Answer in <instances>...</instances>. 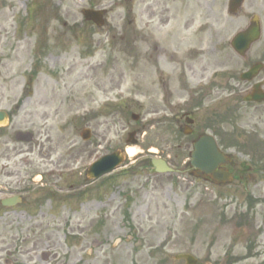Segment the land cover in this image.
Returning a JSON list of instances; mask_svg holds the SVG:
<instances>
[{
  "label": "rangeland",
  "instance_id": "obj_1",
  "mask_svg": "<svg viewBox=\"0 0 264 264\" xmlns=\"http://www.w3.org/2000/svg\"><path fill=\"white\" fill-rule=\"evenodd\" d=\"M159 1L0 0V107L12 112L5 140L15 174L0 188L23 193L20 203L0 204V264H185L173 256L187 252L201 257V264H227L236 229L251 231L264 245V204L259 205L264 201V173L257 169L264 165L262 153H240L223 141L224 150L255 167L248 171L253 173L246 190L206 186L187 170L150 174L148 163L142 162L168 146L172 161L183 166L188 160L184 151L191 150L190 144L177 141L173 122L165 130L151 120L164 113L174 118L185 100L179 98L178 87L173 88L170 109L156 100L164 96L159 84L167 81L173 65L161 60L165 78L153 75L150 45L158 41L176 55L175 49L208 54L211 37L221 42L242 26L223 13L212 30L201 31L202 15L185 10L181 0H167L170 19L164 25L159 16L150 20L149 11L162 6ZM92 6L106 10L103 27L83 19L82 9ZM169 29L176 30L171 40ZM262 37L250 52L252 60L264 54V31ZM227 54L233 53L221 47L218 55L234 65L225 69L241 71V61ZM204 63L209 67L205 75L220 70L216 60ZM196 72L200 76L201 68ZM225 95L214 107H240L238 126L264 141L263 110L247 109L239 103L242 96L231 100ZM212 99L206 100L210 108ZM133 113L140 118L132 119ZM84 127L92 131L90 141L80 137ZM223 129L230 133L232 126ZM136 130L137 145H128V133ZM17 131L24 135L16 137ZM239 140L238 147L247 141ZM173 143L179 144L178 156ZM115 147L133 148L134 154H127L124 167L91 181L88 189V165ZM44 173L42 181L32 180ZM207 198L217 199L214 209ZM249 200L257 201V212L242 208ZM241 215L250 219L243 227L237 225Z\"/></svg>",
  "mask_w": 264,
  "mask_h": 264
},
{
  "label": "flooded vegetation",
  "instance_id": "obj_2",
  "mask_svg": "<svg viewBox=\"0 0 264 264\" xmlns=\"http://www.w3.org/2000/svg\"><path fill=\"white\" fill-rule=\"evenodd\" d=\"M237 0H181V3L184 5V9H192V12L199 13L202 15V19L205 20L204 24H201V31L205 28L212 30L214 21H218L223 13H226L228 17L231 19V23L233 25H239L242 23V26L238 28L237 31L233 32L232 35L228 39H224L221 42L213 39L212 37L208 41V45L211 44L212 51L208 54L204 53H191L184 54L182 50L175 49L176 54H170L169 48L158 41H154L152 46V53L148 54V58L151 59L152 62L156 63V69L153 70V75L160 76L161 78H165V71L162 69L160 65V61H166L172 64V72L167 76V81L164 79V84L160 83L159 80L156 83L159 84V88H161V92L164 94L162 99H159L156 96V100H161L165 109H170L171 100L174 97L173 88L178 87L181 88L177 90V94H179V98L185 97V107L180 111V116H176V126L180 131L185 132L188 131V135H184L185 137L196 136L198 137L200 134L204 133V131H211L215 135L219 136V123H206L203 125L201 116L203 114L205 104L207 99L213 98V95H218V93L228 92L229 88L223 86L224 84L230 85L231 92L228 93L230 95L228 99H233L236 96L235 91L239 94L245 92L250 93L253 89H257L260 92L264 91V68L259 72V74L252 81H240L236 80L237 73L233 72L231 69H225L227 67H234L233 64H226L224 58L222 59L218 52L221 47L223 50H231L233 54L229 55V59L241 61L242 69L239 72L240 74L249 68H251L255 63H262L264 65V54L260 55L258 59L252 60L251 51H253L256 44H258L262 40L263 31H264V0H241L240 2H236ZM155 2V0H153ZM159 4H162L160 9L158 10L152 8L149 13L150 20L154 19L156 16H159V19L162 24H166L170 17V9L169 5H167V0L159 1ZM190 4V5H189ZM154 5H151V7ZM257 8V9H255ZM257 15V21L261 24V37L260 39L252 44L250 48L244 53H238L232 46V40L234 36L241 30L249 27L253 19ZM188 28V24L185 30ZM200 31V32H201ZM168 39L171 40V37H176V32H168ZM173 39V38H172ZM155 40V38H153ZM181 40V38L179 39ZM207 45V44H206ZM178 46V45H177ZM176 46V47H177ZM228 46V47H227ZM228 58V57H227ZM210 60H216L219 62L220 71H215L214 75L208 79L206 82V87L202 88L200 85V81H203L206 77V70L209 69L208 65L204 62H209ZM202 62V64H201ZM197 66L201 68L200 76L197 74ZM199 76V79H197ZM158 79V78H157ZM194 81V84H191L189 81ZM173 84H175L173 86ZM222 84V85H221ZM246 85V86H245ZM224 90V91H222ZM164 91V92H163ZM181 91V92H180ZM204 91V92H202ZM234 94V95H233ZM197 96V97H195ZM208 100V101H209ZM207 101V102H208ZM246 105H256L261 107L254 108H262L264 110V103H256V102H245ZM154 113H158V108L154 107ZM213 114L214 112L210 110ZM264 116V112H263ZM166 117L159 118L158 122H162L166 126ZM7 128L0 127V146L3 148L0 150V186L5 183L7 178L13 174L10 169V163L12 161V154L10 152L9 142H6L7 137ZM232 134H237V130L234 129L231 131ZM225 169L233 170V179L238 180V184L246 185L248 182V178L245 177V172L242 170L241 164L238 161H233L232 159L227 165L224 167ZM55 177L54 175H51ZM48 178H52V177ZM202 179L210 184L215 185V176L214 172L207 174H202ZM10 184V182H8ZM236 233L231 241V252L229 254V261L227 264H264V249L258 245L257 235H251V231L243 230H235ZM251 237V240H247ZM240 249H244L245 252L243 255L240 253ZM256 259H259L256 261Z\"/></svg>",
  "mask_w": 264,
  "mask_h": 264
},
{
  "label": "water",
  "instance_id": "obj_3",
  "mask_svg": "<svg viewBox=\"0 0 264 264\" xmlns=\"http://www.w3.org/2000/svg\"><path fill=\"white\" fill-rule=\"evenodd\" d=\"M84 14H85L87 19H93L97 23H99V24L101 23V12L87 10V11H84ZM258 32H259L258 28H253V29H251L250 33H246V34L251 35V37H253V38H257L255 36L258 35ZM243 38H248V37L245 35ZM248 44H249V42L247 43V45ZM244 76H250V74H245ZM2 117H5V115L0 114V118H2ZM82 136L84 139H88L90 137V131L88 129L84 130L82 133ZM210 142H211L210 139L204 138L195 144V152L193 154V156H194L193 163H195V165L197 167L206 168L208 166V162L211 160V158L203 157V156H201V154L204 151L209 150L213 147L210 144ZM214 149H215V146H214ZM122 157L123 156L121 153L120 154L115 153L113 155L106 156V157L102 158L97 164H95L93 166V168L91 169V172H90V176L95 178L99 174L113 169L114 167H116L117 165H119L122 162V160H123ZM218 160H219L218 158H215V162L213 163V166H216L218 164L217 163ZM182 257H184L186 259L190 258L189 256H185V255L177 256L176 258H182ZM190 263H191V261L189 260V264Z\"/></svg>",
  "mask_w": 264,
  "mask_h": 264
},
{
  "label": "bare ground",
  "instance_id": "obj_4",
  "mask_svg": "<svg viewBox=\"0 0 264 264\" xmlns=\"http://www.w3.org/2000/svg\"><path fill=\"white\" fill-rule=\"evenodd\" d=\"M127 152L130 156H132L134 154V149L133 148H127Z\"/></svg>",
  "mask_w": 264,
  "mask_h": 264
}]
</instances>
